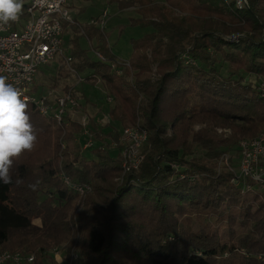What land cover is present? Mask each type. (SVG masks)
Wrapping results in <instances>:
<instances>
[{
    "label": "trees",
    "instance_id": "obj_1",
    "mask_svg": "<svg viewBox=\"0 0 264 264\" xmlns=\"http://www.w3.org/2000/svg\"><path fill=\"white\" fill-rule=\"evenodd\" d=\"M110 2L136 9L131 25L151 31L131 39L130 68L119 77L105 32L77 19L66 28L74 69L113 98L110 121L101 128L94 113L86 126L70 118L61 126L27 103L37 142L15 161L13 183L0 182V254L33 255L32 264H57L55 250L62 264H264V188L234 185L217 169L264 132L258 83L243 75L264 77V0L242 9L234 0ZM55 76L45 78L56 86ZM133 126L148 138L138 169L125 172L118 142ZM84 139L93 141L88 151Z\"/></svg>",
    "mask_w": 264,
    "mask_h": 264
},
{
    "label": "built area",
    "instance_id": "obj_2",
    "mask_svg": "<svg viewBox=\"0 0 264 264\" xmlns=\"http://www.w3.org/2000/svg\"><path fill=\"white\" fill-rule=\"evenodd\" d=\"M235 2L239 9L247 4V0H235ZM27 5L25 14H21L16 22L0 28V76L6 77L8 83L20 89L22 98L27 103L33 104L42 117L52 118L61 126L68 123L66 118L77 119L86 126L90 119L88 115H78L77 107L80 105L75 98V87H71L64 95L59 96H51L50 93L39 94L36 90L39 68L56 58H62L67 71L77 76L75 85L84 81L72 66V57L66 55L64 49L66 28L76 25L69 0H28ZM108 11L105 10L98 19L93 18L87 24L105 32L109 20ZM237 39L238 37L235 38ZM95 56L98 60L106 61L97 51ZM185 58L187 55L182 56V59ZM112 68L117 76L122 77L126 68H130V64L128 60L118 59L112 64ZM258 90L264 101V82L258 83ZM107 102H113V98L108 97ZM147 138V131L140 126L125 129L120 138V142L125 145L122 150L125 172L138 169L142 160L139 155L140 147ZM83 146L84 149H88L93 143L87 140ZM239 151V167L232 162L231 154H225L217 169L221 171L224 162V167L233 174L234 185H241L249 180L264 188V132L255 139L243 140L239 145ZM61 176L64 182L71 186L70 180L63 173ZM72 186L82 196L91 191L89 185ZM246 186L250 189L249 185ZM33 262V255L24 256L9 252L0 254V264H32Z\"/></svg>",
    "mask_w": 264,
    "mask_h": 264
},
{
    "label": "rangeland",
    "instance_id": "obj_3",
    "mask_svg": "<svg viewBox=\"0 0 264 264\" xmlns=\"http://www.w3.org/2000/svg\"><path fill=\"white\" fill-rule=\"evenodd\" d=\"M111 0H69V6H71V14L77 18L79 23L83 26L86 23H88L93 17L98 16L103 11H108L109 14V20L106 25L105 33L108 37V42L115 53L116 57L120 60H128L133 52L131 39L132 38H138L143 36L145 33H148L151 31V28H139V27H133L131 25V19L137 17V10L136 9H128L125 11H122L118 8V5L116 2H110ZM235 1V0H234ZM27 2V0H26ZM262 14L264 15V4H262L261 7ZM72 29L69 32V35H73ZM70 37L67 35L65 36V42H64V49L66 52V55H68V40ZM84 47H87L86 41L83 43ZM92 56L94 55L91 54ZM95 58V56H94ZM64 65V61L62 58H56L53 62L43 65L39 68V72L37 75L36 84L40 86L42 83L47 86V89L45 93H50L51 96H59L64 95L67 91L65 90V87H75V98L78 101L79 105H81V111L78 112V115H88L89 119L93 116L94 113H97L98 121L101 128L105 127L107 122L110 121L109 119V107L113 105V102L108 103L107 102V96H106V87L102 83H93L92 80H87L85 77L89 76L91 73H80L79 76L84 79L83 82H79L78 85H75L78 78L75 75H72L70 72L67 71V69L64 71L62 69V66ZM224 69V68H223ZM61 71L62 72L61 74ZM155 71V69H154ZM56 78L54 86V81L51 79H46L45 77H52L55 75ZM247 80L251 81L252 83H262L264 82V77H260L258 80L253 75H248L246 73H243ZM53 81V84H52ZM68 88V90L70 89ZM74 121H77L75 119ZM69 122V121H68ZM139 125V124H138ZM65 126V125H63ZM67 126V125H66ZM125 129L122 130L121 135H123ZM222 132V131H221ZM230 131H226V133H229ZM148 133V132H147ZM171 134V133H169ZM121 138V137H120ZM119 138V146H122V148H125V145L120 142ZM91 140L93 143L92 139ZM87 141V140H86ZM85 139L83 141V144L86 143ZM142 148V147H140ZM139 148V149H140ZM84 149V146H83ZM90 149V148H88ZM88 149H85L88 151ZM115 150V149H113ZM141 151V149H140ZM139 151V155H140ZM87 155H91V152H87ZM116 153H113V156H115ZM142 158V156L140 155ZM239 157L240 152L238 155H235L233 158V162L236 165V167H239ZM222 160V158H221ZM221 160L217 164V168L221 162ZM224 162H222V169H224ZM219 171V170H218ZM222 171V170H221ZM35 223H39L38 221H35ZM219 236L223 243L229 244L232 241V236L225 230H221L219 232ZM239 251L242 253L245 250L239 249ZM245 253V252H244ZM55 261L57 264H62L64 262L63 253L60 252V250L54 253Z\"/></svg>",
    "mask_w": 264,
    "mask_h": 264
},
{
    "label": "clouds",
    "instance_id": "obj_4",
    "mask_svg": "<svg viewBox=\"0 0 264 264\" xmlns=\"http://www.w3.org/2000/svg\"><path fill=\"white\" fill-rule=\"evenodd\" d=\"M23 6L24 0H0V28L16 22ZM36 142V130L20 89L0 76V182L6 185L13 183L11 170L15 161L24 153L31 152ZM21 183V180L16 181L17 185ZM29 187L34 189L35 185Z\"/></svg>",
    "mask_w": 264,
    "mask_h": 264
},
{
    "label": "crops",
    "instance_id": "obj_5",
    "mask_svg": "<svg viewBox=\"0 0 264 264\" xmlns=\"http://www.w3.org/2000/svg\"><path fill=\"white\" fill-rule=\"evenodd\" d=\"M69 7H70V10H71V6H69ZM103 12H104V11H103ZM103 12H102V13H103ZM102 13H100L98 16H95V17H93V18H94V19H98V18L102 15ZM74 18L77 19L76 17H74ZM93 18H92V19H93ZM86 24H87V23H86ZM69 32H70V31H69ZM72 33H73V35H74V32H72ZM73 35H69V33L67 34V36L70 37V38H71ZM70 38H69V39H70Z\"/></svg>",
    "mask_w": 264,
    "mask_h": 264
},
{
    "label": "bare ground",
    "instance_id": "obj_6",
    "mask_svg": "<svg viewBox=\"0 0 264 264\" xmlns=\"http://www.w3.org/2000/svg\"><path fill=\"white\" fill-rule=\"evenodd\" d=\"M74 26V25H73ZM55 252V251H54Z\"/></svg>",
    "mask_w": 264,
    "mask_h": 264
}]
</instances>
